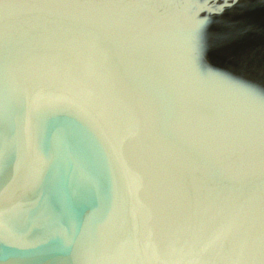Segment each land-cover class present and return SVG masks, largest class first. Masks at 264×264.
I'll use <instances>...</instances> for the list:
<instances>
[{
  "label": "water",
  "instance_id": "95a60500",
  "mask_svg": "<svg viewBox=\"0 0 264 264\" xmlns=\"http://www.w3.org/2000/svg\"><path fill=\"white\" fill-rule=\"evenodd\" d=\"M0 264H264V0H0Z\"/></svg>",
  "mask_w": 264,
  "mask_h": 264
}]
</instances>
